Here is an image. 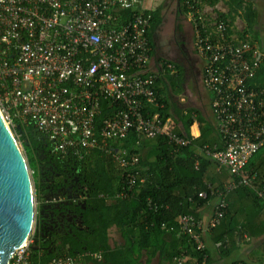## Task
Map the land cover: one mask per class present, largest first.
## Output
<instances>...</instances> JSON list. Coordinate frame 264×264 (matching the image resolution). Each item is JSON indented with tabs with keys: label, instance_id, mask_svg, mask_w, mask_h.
Listing matches in <instances>:
<instances>
[{
	"label": "built area",
	"instance_id": "2783aa9c",
	"mask_svg": "<svg viewBox=\"0 0 264 264\" xmlns=\"http://www.w3.org/2000/svg\"><path fill=\"white\" fill-rule=\"evenodd\" d=\"M138 8L139 0H0V103L9 125L13 120L33 125L59 154L81 158L98 150L111 155L126 169L130 189L137 183L140 160L127 158L112 142L132 131L149 139L164 137L176 151L192 142L175 131L171 117L164 120L159 112L146 111L148 106L164 107L156 92L163 66L151 67V14L140 9L119 27L121 12ZM194 10V46L205 62L202 84L211 94L219 135L218 143L200 150L235 176L222 190L211 191L217 198L212 229L226 214L228 195L257 180L244 168L264 146V86L255 82L264 67V32L235 36L229 33L228 19L200 7ZM166 67L175 74L174 64ZM103 101L118 108L98 125ZM262 182L257 194L264 201ZM179 222L181 232L204 250L198 219L188 214ZM32 244L31 238L10 264H30ZM46 264L78 262L64 256ZM177 264L205 261L188 263L184 258Z\"/></svg>",
	"mask_w": 264,
	"mask_h": 264
},
{
	"label": "trees",
	"instance_id": "16d2710c",
	"mask_svg": "<svg viewBox=\"0 0 264 264\" xmlns=\"http://www.w3.org/2000/svg\"><path fill=\"white\" fill-rule=\"evenodd\" d=\"M230 1L231 12L242 11L240 15L247 20V27L254 28L257 11L252 3L246 0ZM180 2L187 14L194 13V9L201 4L198 0ZM138 9L121 12L123 19L119 27L140 9L151 14L148 35L153 48L152 35L162 21L161 7L153 10H144L140 7ZM220 15L225 20L227 16L231 18V15ZM231 32L229 30L230 34ZM246 32L248 31H244ZM166 64L163 65V72L156 83L157 98L164 107L158 109L148 106L146 111L149 115L159 112L164 120L170 118L172 114L177 115L181 127H175V131L191 138V145L176 151L167 144L164 137L149 139L139 136L134 131L130 132L126 139L112 142L115 149L126 151L127 158L135 156L140 160L137 183L131 189L127 183L126 169L116 163L111 155L98 150L81 158L73 156L70 152L58 153L57 166L62 168L68 165L85 180L90 195L87 200L88 209L84 214L87 229L79 238L65 240L62 246L51 254L30 247V264H46L54 258L64 256L76 258L78 264H151L157 255L161 264H177L178 259L189 257L196 260L193 263L204 260L205 264H209L206 250L198 249L194 239L181 232L179 221L183 215L188 214L199 220L201 211L215 198L211 191L222 190L226 184L235 180V176L226 167L220 168L216 162L203 156L200 149L204 145L213 146L218 143L219 135L215 127L200 113L194 117L196 111L189 109L185 113L172 102L170 92L175 93L176 89H182L183 82L180 75L173 74L167 69ZM261 72L255 82L264 86V67ZM117 108V105H112L110 101H103L101 115L96 120L98 125L102 120L112 116ZM195 121L200 125L201 135L198 138L191 136V128ZM16 124L20 129L16 128L14 131L23 137V146L33 172L38 201L41 191L36 182V172L40 153L35 151V146L43 143L42 138L53 146L54 143L47 135L32 134L35 130L33 125H24L19 121H16ZM193 131L198 133L196 126L193 127ZM218 168L220 170L217 171ZM244 173L257 176L253 183L254 189L240 187L231 194L243 193L248 201L263 209L264 203L258 197L257 190L263 185L258 182L264 177V146L249 160ZM201 192L207 193L206 199L199 197ZM121 194L126 196L122 197ZM227 200L230 201V197ZM231 214L232 208L229 204L224 218L211 231H217L220 225L229 228L230 225H227L226 221ZM114 226L118 228L122 243L113 247L110 244V229ZM94 254H99L101 258H94ZM186 261L192 263L187 259Z\"/></svg>",
	"mask_w": 264,
	"mask_h": 264
},
{
	"label": "flooded vegetation",
	"instance_id": "af4514ba",
	"mask_svg": "<svg viewBox=\"0 0 264 264\" xmlns=\"http://www.w3.org/2000/svg\"><path fill=\"white\" fill-rule=\"evenodd\" d=\"M163 10L167 8L163 24L172 19L173 29L166 36L153 37V58L158 62H171L175 73L181 76L183 87H192L200 92L203 90L202 77L204 62L198 54L192 34L185 21L184 8L179 0H163ZM174 8V10H173ZM40 133V132H38ZM32 133V134H38ZM35 146L40 153L36 182L41 191L37 205V228L34 238L36 247L41 251L53 253L67 239H77L87 229L84 214L87 212V200L90 195L85 180L81 179L72 167L66 165L59 168L56 164L58 153L53 144L46 143Z\"/></svg>",
	"mask_w": 264,
	"mask_h": 264
},
{
	"label": "crops",
	"instance_id": "0c3cea01",
	"mask_svg": "<svg viewBox=\"0 0 264 264\" xmlns=\"http://www.w3.org/2000/svg\"><path fill=\"white\" fill-rule=\"evenodd\" d=\"M140 1L141 0H139V4H140ZM199 1L201 2L200 9H203V11L207 10L208 13H213L216 15L218 14H222V15L224 14L226 16L231 15L230 16L231 18L227 16V19L231 23V27L229 29L232 31L231 32L232 35H235V36L241 35L242 32L244 31L251 32L257 36L263 33L261 31L264 30V23L261 22L262 21L261 20L262 18H260L261 8H260V5H258L257 1L246 0V2L252 3V5L257 11V21H256V24H254V28L252 29L247 27V20L243 17V15H240L242 11H238L237 13L231 12L232 6L230 5L231 3L230 0L229 2L228 0H214V1L213 0H198V2ZM162 2L163 0H161V2H159L160 4L156 7V8L161 7V17H162L161 24H163V18L164 16H166L165 13H167V10H168L167 8L163 10L161 6ZM154 4H155V1H154ZM153 7L149 9L147 8L144 10L156 9ZM183 12L185 14L184 17L186 19V25L188 29H190V33L192 34V40L194 42L192 14L190 13L187 14V12L184 10ZM174 15H171L170 13L169 17L172 16L173 18L176 16ZM161 24L154 31L152 35V41H153L154 36H158V35L161 36L162 29L166 25L165 24L164 26H162ZM172 27L173 25L171 23L170 32L173 29ZM163 63L164 62H158L156 59L153 58L151 62V67L153 69H157L159 65L162 67ZM204 66H205V62H204ZM204 92L209 94V102H210L209 106H210V115H211L210 117L212 119L207 117V114H206L207 112L204 109V100H205ZM170 94L172 96V102L175 104V106L178 109H180L181 111L187 112L189 109H191L190 107H192L193 109L191 110L196 111L195 112L196 117H197V113H200L205 120L209 121V123L215 127L216 122H215V119H214V116L211 110V94L207 92L204 88L202 92H200L199 97L195 95L196 99L193 101L190 100V102L186 105L181 104L182 102H184V99L183 98L180 99L179 97H177L176 93L171 91ZM194 107H199L201 111L196 110ZM171 118L173 119V124L175 125V127L177 126L181 127V123L179 122L177 115L172 114ZM194 126L197 127V130H198L197 134H195V132L192 129ZM193 127L191 128V135H193L194 138L200 137L201 131H200L199 122L195 121ZM219 167L222 168L223 166H219ZM220 168H218L217 171L220 170ZM263 180H264V177L258 183L259 184L263 183L262 182ZM252 189H254V186ZM228 197H230V201L227 200L228 207L230 204V208H232L231 217L230 218L228 217L226 221V224L230 225L229 228L221 227L220 225L218 227L219 229L215 232L209 229L210 221L215 213V207L217 203L216 197L212 199L205 206V208L201 211L200 216H199V220H198L199 228L197 229V233L200 237V240L204 244V247H205L204 250H206L207 252L206 259L208 263L209 264H235L237 262H242L245 264H264V208L259 209L258 206L253 205L251 201H248V199L244 196L243 193L229 194ZM121 243H122V238L120 236V233L118 232V228L114 226L110 229V244L111 246L114 247L115 245H118ZM228 250H230V252H228ZM186 259L192 263L196 262V260H193L190 257ZM144 260H145V257H144ZM151 264H161L158 255L152 259Z\"/></svg>",
	"mask_w": 264,
	"mask_h": 264
},
{
	"label": "water",
	"instance_id": "95a60500",
	"mask_svg": "<svg viewBox=\"0 0 264 264\" xmlns=\"http://www.w3.org/2000/svg\"><path fill=\"white\" fill-rule=\"evenodd\" d=\"M31 172L27 157L0 107V264H10L14 253L31 238V248L38 249L34 238L37 200Z\"/></svg>",
	"mask_w": 264,
	"mask_h": 264
},
{
	"label": "rangeland",
	"instance_id": "374dc122",
	"mask_svg": "<svg viewBox=\"0 0 264 264\" xmlns=\"http://www.w3.org/2000/svg\"><path fill=\"white\" fill-rule=\"evenodd\" d=\"M154 1H155V4H154ZM251 1H253V0H251ZM254 1H257V3H258V5H260V12H261V17L260 18H262L261 20V22H263L264 23V0H254ZM159 2H161V0H141L140 1V7L141 8H143V9H149V8H152L153 6V8H156L160 3ZM174 9V8H173ZM172 16L169 18V23H167L166 25H165V27L162 29V32H161V36H163V37H166L169 33H170V25H171V23H172ZM185 23H186V21H185ZM261 32H264V30H262ZM176 92V95H177V97H179L180 99L181 98H183L184 99V102H182L181 104H183V105H186V104H188L189 102H190V100L191 101H193V100H195L196 99V97H195V95L197 96V97H199L200 96V93H199V91L197 90V89H195V88H192L191 86L190 87H187L186 89L185 88H182V89H176L175 90ZM204 95H205V100H204V109L206 110V114H207V117H209L210 119H212L210 116V106H209V94L208 93H206V92H204ZM0 105H1V109H4V105L3 104H1L0 103ZM191 109H193L192 107H190ZM196 110H198V111H201V109L199 108V107H194ZM11 117V116H10ZM11 126V128L13 129V131H14V129H16L17 127H18V125L16 124V121L15 120H13V122H12V124H10ZM193 127V126H192ZM193 129V128H192ZM15 132V131H14ZM196 134V133H195ZM15 135H16V138H17V140H18V143H19V145H20V147H21V149H22V151H23V153L26 155V157H27V154H26V152H25V150H24V141H23V137L20 135V134H16L15 133ZM36 200H37V198H36ZM37 205H38V201H37Z\"/></svg>",
	"mask_w": 264,
	"mask_h": 264
}]
</instances>
